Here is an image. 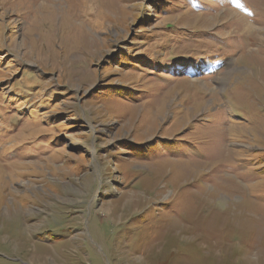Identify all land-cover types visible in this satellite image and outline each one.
<instances>
[{
  "label": "rangeland",
  "instance_id": "374dc122",
  "mask_svg": "<svg viewBox=\"0 0 264 264\" xmlns=\"http://www.w3.org/2000/svg\"><path fill=\"white\" fill-rule=\"evenodd\" d=\"M0 264H264V0H0Z\"/></svg>",
  "mask_w": 264,
  "mask_h": 264
}]
</instances>
